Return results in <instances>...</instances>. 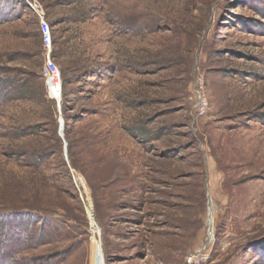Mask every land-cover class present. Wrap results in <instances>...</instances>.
Masks as SVG:
<instances>
[{"label": "rangeland", "instance_id": "1", "mask_svg": "<svg viewBox=\"0 0 264 264\" xmlns=\"http://www.w3.org/2000/svg\"><path fill=\"white\" fill-rule=\"evenodd\" d=\"M97 242L103 264H264V0H0V264H95Z\"/></svg>", "mask_w": 264, "mask_h": 264}, {"label": "built area", "instance_id": "2", "mask_svg": "<svg viewBox=\"0 0 264 264\" xmlns=\"http://www.w3.org/2000/svg\"><path fill=\"white\" fill-rule=\"evenodd\" d=\"M31 8L38 13L40 20V29L43 35V41L47 52V58L45 60V66L43 71V78L46 83V88L48 91L49 98L56 103L57 108L60 112L59 117V126L60 130L65 128V120L62 118L61 108L63 102V78L62 73L52 57L53 47H54V36L50 23L46 20V18L39 13V7H35L32 3H30Z\"/></svg>", "mask_w": 264, "mask_h": 264}, {"label": "bare ground", "instance_id": "3", "mask_svg": "<svg viewBox=\"0 0 264 264\" xmlns=\"http://www.w3.org/2000/svg\"><path fill=\"white\" fill-rule=\"evenodd\" d=\"M65 151L68 152L67 148L65 147ZM246 174V173H245ZM245 176V175H244ZM241 177V176H240ZM243 179V177L241 178ZM214 209V208H213ZM92 215V214H91ZM209 225H212L214 227V214L212 213L211 215V220H209ZM213 232L214 229L212 231V234H210V236H213ZM212 238V237H211ZM101 242H97V257H96V261L95 264H103L104 262V255H103V251L101 249Z\"/></svg>", "mask_w": 264, "mask_h": 264}, {"label": "water", "instance_id": "4", "mask_svg": "<svg viewBox=\"0 0 264 264\" xmlns=\"http://www.w3.org/2000/svg\"><path fill=\"white\" fill-rule=\"evenodd\" d=\"M212 206L210 205L209 206V220H211V215H212ZM212 231H213V226L212 225H210V227H209V233L210 234H212Z\"/></svg>", "mask_w": 264, "mask_h": 264}]
</instances>
